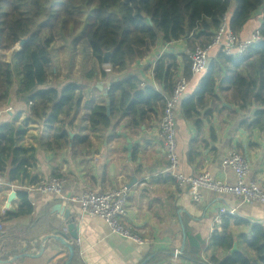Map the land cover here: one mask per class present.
<instances>
[{
  "label": "crops",
  "instance_id": "obj_1",
  "mask_svg": "<svg viewBox=\"0 0 264 264\" xmlns=\"http://www.w3.org/2000/svg\"><path fill=\"white\" fill-rule=\"evenodd\" d=\"M262 20L260 8L238 35L249 37ZM187 50L186 40L167 43L159 40L144 59L104 79L100 74L98 79L86 75L83 83L69 74L62 80L49 76V83L78 80L81 103L69 115L60 118L59 125L68 137L57 141H54L55 127L29 121L21 143L33 148L31 165L23 176L13 180L8 173L0 176V264H68L69 250L59 241L47 239L66 225L63 209L70 212L76 224L78 238L71 240L80 264H213L212 255L218 258L226 255L222 247L208 248L214 218L221 206H235L237 216L250 223L264 221L263 204L242 203L235 196L207 189L200 191L202 199L195 202L187 187H179L171 176L163 173L168 164L160 131L164 108H145L144 115L133 127L127 119L119 120V113L112 127L90 126V107L106 100L104 89L97 86L99 82L107 87L113 76L135 75L144 86H152L166 96L164 84H159L153 76L155 59L162 51L180 58ZM215 52L213 48L210 50L209 59ZM176 71V74H184L183 65ZM200 78L201 75H194L189 80L188 94ZM256 108V105H249L240 109L232 100V90L220 89L219 82L207 108L201 109L202 131L198 132L194 122L184 118L179 108L177 149L180 170L188 174L207 171L217 179L234 183L236 175L222 159L236 150L249 161L251 169L247 179L257 180L264 188V129H248L242 125L244 120L254 119ZM18 113L17 124H22L28 108L13 95L0 107V123L11 121ZM81 136L88 138L82 141ZM191 147L197 154L192 162L189 160ZM53 176L64 179V197L26 188ZM121 186L130 188L131 194L124 222L142 236L145 243L139 244L112 233L100 217L81 215L79 202L71 199L87 189L104 191ZM22 190L27 192L28 202L23 209L31 208V211L15 215L22 203L19 195ZM12 192H16V196L9 201ZM220 226L215 228L220 230ZM231 230L237 236L241 232L249 233L251 228L232 225ZM186 248L189 257L182 255Z\"/></svg>",
  "mask_w": 264,
  "mask_h": 264
},
{
  "label": "trees",
  "instance_id": "obj_2",
  "mask_svg": "<svg viewBox=\"0 0 264 264\" xmlns=\"http://www.w3.org/2000/svg\"><path fill=\"white\" fill-rule=\"evenodd\" d=\"M260 8L263 20L257 29L261 39L237 55H227L221 46L214 47L216 52L209 59L208 68L195 74L201 75L198 85L189 94L187 90L182 100V115L194 122L198 132L204 127L201 109L207 108L218 82L220 89L232 90V100L240 109L257 106L254 119L244 120L242 125L264 129V0H0V50L25 41L21 49L13 50L10 60L0 58V107L15 95L28 108L22 124H17L20 113L11 121L0 123V176L8 173L13 180L23 176L31 165L33 148L21 143L29 121L55 127L54 141L68 137L59 125L60 118L81 103V85L76 79L63 84L48 82L46 65L52 59L51 47L58 35L67 42L82 44L83 53L94 63L87 72L88 78L98 79L100 74L104 79L110 74L103 67L106 52H110L111 75L120 73L148 56L159 40L167 43L183 39L188 49L197 43L208 45L225 13L231 28L238 33ZM181 65L187 79H192L194 74L185 52L180 58L164 53L155 62L153 76L164 84L166 95L170 94ZM110 83L106 100L90 107L92 128L112 127L118 113L119 120L127 119L133 127L145 108L165 106L164 93L144 86L135 75L113 76ZM87 138L81 136L82 141ZM196 156L191 147L190 162ZM19 195L22 203L15 215L31 211L23 209L28 204L27 192L22 190ZM232 225L250 226L251 231L236 236ZM236 241L238 250L231 252ZM217 247H222L226 255H212L213 264H264V221L250 223L237 215H224L220 230L215 229L208 244V248ZM182 255L189 257L187 248ZM68 264H80L75 245Z\"/></svg>",
  "mask_w": 264,
  "mask_h": 264
},
{
  "label": "built area",
  "instance_id": "obj_3",
  "mask_svg": "<svg viewBox=\"0 0 264 264\" xmlns=\"http://www.w3.org/2000/svg\"><path fill=\"white\" fill-rule=\"evenodd\" d=\"M259 29L254 30L247 38H241L229 24V16L225 13L221 17L219 28L212 41L208 45L197 43L192 49L187 50V55L191 63V72L199 74L208 68L209 52L216 46H221L227 55H237L246 52L255 42L261 39ZM165 53V52H164ZM163 51L156 57V61L164 54ZM106 71L112 72V66L107 62L103 63ZM110 85H107L109 88ZM189 79L178 72L174 77L173 86L169 95H166V103L161 117L160 131L163 139V152L168 164L163 173L171 176L179 187H187L192 200L198 202L202 199L201 190L207 189L219 194H229L235 196L242 203L264 204V188L255 179H247L250 174V164L248 159L236 150L226 154L222 162L229 166L236 175L234 183H227L215 178L207 171L196 174L184 173L180 170V158L177 149V113L181 102L188 90ZM64 179L53 176L49 179L30 184L26 188L40 193L57 194L64 197L62 193ZM130 188L127 186L114 187L104 191L87 189L79 196L71 198L79 202L81 215L90 217H100L109 226L112 233L136 243H145V240L138 233L128 227L124 220L128 214V203L130 198ZM237 215L235 206L224 205L218 209L214 218L213 231L217 225L223 223L224 215ZM2 226L0 225V228ZM177 254V253H176Z\"/></svg>",
  "mask_w": 264,
  "mask_h": 264
},
{
  "label": "rangeland",
  "instance_id": "obj_4",
  "mask_svg": "<svg viewBox=\"0 0 264 264\" xmlns=\"http://www.w3.org/2000/svg\"><path fill=\"white\" fill-rule=\"evenodd\" d=\"M17 48L18 44L10 49H1L0 58L10 60L13 50ZM51 57L46 69L49 76L56 80H62L69 74L74 78L81 79L84 83L87 72L93 66V62L83 53L82 44L75 45L74 42H67L59 35L51 47ZM109 73L108 75H111L112 72Z\"/></svg>",
  "mask_w": 264,
  "mask_h": 264
},
{
  "label": "water",
  "instance_id": "obj_5",
  "mask_svg": "<svg viewBox=\"0 0 264 264\" xmlns=\"http://www.w3.org/2000/svg\"><path fill=\"white\" fill-rule=\"evenodd\" d=\"M151 22V21H150ZM152 23V22H151ZM24 40L20 41L18 43V49H21L22 45L24 44ZM109 53L110 52H106L103 58V62L107 63L108 62V57H109ZM101 90L104 89V93L105 95L107 94V87L104 86V84L102 82H99V84L97 85ZM107 111L108 114L110 113V108H109V99L107 98ZM16 196V192H12L10 197H9V201H11L14 197ZM62 213H64V217L67 220V223L65 226H63V230L59 231L57 234H52L47 236V239L49 238H53L57 241H59L62 245H64L68 250H69V261L72 259L73 257V253H74V244L73 241L71 240V238L73 239H77L78 238V233L76 230V224L75 221L73 220V218L70 217V212L68 210L63 209ZM238 250V246L237 243L234 242L233 247L231 249V252H234ZM68 261V262H69Z\"/></svg>",
  "mask_w": 264,
  "mask_h": 264
}]
</instances>
